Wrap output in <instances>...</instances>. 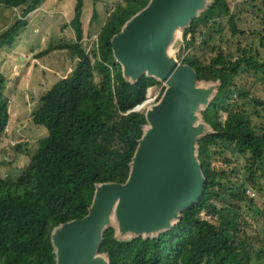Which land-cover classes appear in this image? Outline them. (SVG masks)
Instances as JSON below:
<instances>
[{"label": "trees", "instance_id": "16d2710c", "mask_svg": "<svg viewBox=\"0 0 264 264\" xmlns=\"http://www.w3.org/2000/svg\"><path fill=\"white\" fill-rule=\"evenodd\" d=\"M44 1L0 0V12L22 9L20 19L0 34V50L15 42L28 26L25 19ZM85 1L77 0L71 22L76 42L39 55L42 58L54 51H68L78 64L69 78L53 85L41 99L33 123L45 128L49 136L41 142L27 169L16 181L0 177V264H56L54 230L88 215L96 186L128 181L132 160L148 126L145 113L134 110L147 101L150 89L162 86L146 76L137 84L127 81L113 53V38L151 0H127L117 5L99 32L91 55L82 47ZM226 19L233 36H246L227 0H213L182 32L186 50L195 47L199 30ZM97 21L95 9L92 23ZM239 52V57L233 59L219 51L208 65L193 57L181 62L197 72L199 84L219 83L211 106L201 115L213 133L198 142V158L207 180L199 204L184 212L173 230L157 238L122 242L117 239L116 228H108L99 253L110 264H253L250 237L238 232L237 218H230L237 214L221 203L227 196L233 205L253 204L246 195L247 186L257 183L258 172L259 178H264V128L255 125L250 114L227 112L235 96L264 105L237 83L251 72L264 71V60L253 57L252 50ZM7 83L0 73V136L10 121ZM225 112L227 118L222 121ZM220 146H233L236 153L244 155V180L234 168L214 166L213 153ZM227 162L237 165L233 160ZM204 215L219 218L216 222ZM260 215L264 216V211Z\"/></svg>", "mask_w": 264, "mask_h": 264}, {"label": "water", "instance_id": "95a60500", "mask_svg": "<svg viewBox=\"0 0 264 264\" xmlns=\"http://www.w3.org/2000/svg\"><path fill=\"white\" fill-rule=\"evenodd\" d=\"M212 1L151 0L113 38L114 57L127 81L137 84L146 76L166 90L145 112L148 126L128 181L96 186L88 215L54 230L56 264H110L99 253L108 228L115 227L122 242L157 238L199 204L207 180L198 142L213 133L201 115L211 106L219 83L199 84L197 72L170 51L177 34Z\"/></svg>", "mask_w": 264, "mask_h": 264}, {"label": "rangeland", "instance_id": "374dc122", "mask_svg": "<svg viewBox=\"0 0 264 264\" xmlns=\"http://www.w3.org/2000/svg\"><path fill=\"white\" fill-rule=\"evenodd\" d=\"M127 0H86L83 13L84 41L82 47L89 55L97 45L99 32L107 18L117 5ZM77 0H45L43 6L28 16L27 27L18 35L15 42L0 50V73L8 83L5 92L9 101V125L0 136V177L16 181L27 169L31 159L37 154L41 142L49 134L43 127L35 126L33 116L41 106V99L56 83L69 78L75 70L78 60L68 51H54L48 56L39 55L61 44H74L75 33L71 22L75 16ZM232 13L238 19V26L246 36H233L229 21L220 20L207 29L198 32L195 47L186 50L182 41V32L177 34L170 54L179 62L186 57H193L208 65L219 51L233 59L239 57V50H252V56L264 60V0H227ZM98 12V21L92 23L94 10ZM22 14V9L14 12L2 9L0 12V34L13 25ZM253 33H255L253 35ZM97 75L96 81L100 82ZM238 87L250 96L264 101V71L251 72L247 78L239 80ZM164 85L150 89L147 100L151 101L143 113L151 106L161 101ZM239 111L250 114L255 125L264 128V105L259 106L251 98L239 100L234 97L227 107V112ZM227 113L221 114L225 121ZM227 160H233L237 165L232 166ZM214 166L224 170L236 169L242 180L245 179L244 155L235 152L233 146L224 147L213 153ZM256 174L257 183L247 186V197L250 202L241 206L233 205L231 199L224 196L221 202L237 216L240 234L250 237V251L253 264H264V178ZM249 192V193H248ZM251 193V194H250ZM221 203H219L221 205ZM205 217V215H204ZM208 220L219 216L205 217ZM248 225H247V223ZM247 225V226H246ZM252 228V229H251Z\"/></svg>", "mask_w": 264, "mask_h": 264}, {"label": "built area", "instance_id": "2783aa9c", "mask_svg": "<svg viewBox=\"0 0 264 264\" xmlns=\"http://www.w3.org/2000/svg\"><path fill=\"white\" fill-rule=\"evenodd\" d=\"M149 102L150 101H146L143 105H141V106H138L135 110H134V112L135 113H143L144 111H145V109L146 108H144V106H145V104H146V107L148 106V104H149ZM142 110H144V111H142ZM249 193V192H248ZM251 194V193H250Z\"/></svg>", "mask_w": 264, "mask_h": 264}, {"label": "bare ground", "instance_id": "6f19581e", "mask_svg": "<svg viewBox=\"0 0 264 264\" xmlns=\"http://www.w3.org/2000/svg\"><path fill=\"white\" fill-rule=\"evenodd\" d=\"M149 105H151V101L149 102L148 106H149ZM148 106H147V107H148ZM147 107H146V104H145L144 108H147Z\"/></svg>", "mask_w": 264, "mask_h": 264}]
</instances>
